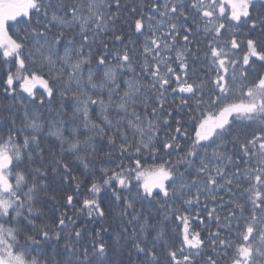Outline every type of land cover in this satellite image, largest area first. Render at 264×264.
I'll return each mask as SVG.
<instances>
[{
    "label": "snow or ice",
    "instance_id": "1",
    "mask_svg": "<svg viewBox=\"0 0 264 264\" xmlns=\"http://www.w3.org/2000/svg\"><path fill=\"white\" fill-rule=\"evenodd\" d=\"M113 4L116 12L111 10ZM121 7V0H0L2 55L23 69L21 53L28 39L33 41L28 58L34 70L23 77L9 72L4 91L15 93L12 86L20 79L19 87L36 99L39 85L47 93L39 98L43 105L57 94L46 75L61 81L64 89L59 97L71 93L78 104L74 118L82 114L83 127L90 133L81 141L78 127L66 136L53 123L48 135L59 142L57 155L42 142L40 116L30 115L25 107L22 125L0 137V264H40L30 257L35 248L20 244L21 235L26 245L39 247L43 242L55 247L60 259L52 264H164L162 255L169 264H197L201 256L206 257L204 264H217L214 257L221 253L227 257L225 264H264V72H255L257 63L264 67V40L250 36L257 29L264 35V0H153L147 11L141 6L139 13L132 7L130 12L137 17L135 32L144 37L138 51L119 34ZM9 21L28 25L20 40L9 34ZM105 35L121 47L110 51ZM201 39L206 42L203 55L197 43ZM242 44L243 54L238 56ZM209 70L214 75L212 89L206 91L207 76L199 81L191 77ZM125 76L122 89L120 78ZM169 88L177 95L187 94L181 95L179 105L187 109L194 136H189L187 121L176 119L175 127L170 125L172 111L165 107ZM105 90L107 102L102 95ZM92 92L98 93L96 98ZM189 100L194 106L188 105ZM89 105H99L102 124L90 120ZM138 109L150 110V116ZM110 110L115 111V120ZM241 124L254 128L244 140L237 130ZM94 136H107L113 145L119 138L121 155L134 159L131 167L117 165L120 170L101 168L100 180L93 175L80 214L88 221H99L98 226L90 230L87 223L74 218L75 211L73 216L60 211L55 227L45 222L38 228L35 221L42 212L37 204L51 190L50 180L75 181L74 193L65 196L66 207L75 208L81 181L63 154L69 151L82 159V145L95 153ZM182 140L190 143L184 146ZM145 154L160 162L145 169L141 164ZM84 167L88 168L86 162ZM140 188L145 197L165 201L159 205L165 221L175 218L183 224L179 247L168 242L163 222H152L129 198L133 190L140 196ZM105 190L112 192L114 200L102 206ZM221 192L228 196L226 202ZM202 196L217 202L207 211L216 221V231L207 240L190 231L188 215L165 207L177 200L188 206L199 204ZM114 203L120 205L116 228L108 223ZM225 205L227 214L221 217L217 207L223 211ZM25 226L35 234L25 232ZM108 233L111 243L105 239ZM158 243L165 253L157 251ZM205 247L210 251L204 252Z\"/></svg>",
    "mask_w": 264,
    "mask_h": 264
},
{
    "label": "trees",
    "instance_id": "2",
    "mask_svg": "<svg viewBox=\"0 0 264 264\" xmlns=\"http://www.w3.org/2000/svg\"><path fill=\"white\" fill-rule=\"evenodd\" d=\"M70 2V0H69ZM111 2V0H110ZM153 0H121V10H120V22L117 24V27L120 29L121 35L125 37L124 43L128 44L129 47L135 46V49L138 51L143 46L144 37L135 32L134 28V21L135 18L130 9L132 7L137 8L139 10L141 6H144L145 11H147V6L150 5ZM112 12H116V7L113 4ZM37 17L33 15L32 19L35 21ZM22 20V18H18ZM41 22H43V17H40ZM197 23L200 24V27H203V24L200 23V18L195 17ZM234 23V22H233ZM8 32L14 39L20 40L23 36H25V32L23 29L27 28L28 25L24 23H17L15 21L8 22ZM242 31L247 32L248 29L244 28ZM202 35V34H201ZM225 38H227L228 33H225ZM251 38H255L257 41L264 40V35L261 34L260 29L254 30L250 33ZM103 40L108 43L109 50L119 49L121 44L119 42H113V38L111 35H105ZM33 41L29 38L25 49L22 51L21 55L25 58V67L22 69L20 68L18 62H16L13 58H5L2 55L3 49H0V137H6L9 133V129L18 128L22 125L23 116L25 107L30 115L37 114L40 116L41 121L44 123V129L41 133L42 142L45 144L46 147H52L55 154L59 155V142L56 137L49 136L48 131L51 125L54 123L56 127L63 129L64 134L68 136L71 132V129L75 126L79 128L80 131V139L81 141L85 140L90 133L84 129L83 127V115L77 114L74 118V113L76 108L78 107L77 101L72 97L71 93H68L65 98L61 99L58 95L59 91L64 89V84L61 81H56L51 77L46 75V78L49 79L50 84L54 86L56 91V95L51 100L45 99L43 105H40L39 98L41 96L46 97L47 93L45 90L37 85L36 91V99H33L28 96L27 93L23 92V90L19 87L20 83L22 82L20 79H16L14 85L12 86L15 88V93H6L4 91L6 87V79L9 72L14 77H23L28 75L30 71L34 70V66L31 60L28 58V52L31 49ZM199 47L201 48V55H203V50L205 46V41L203 39L197 42ZM243 44L241 45V50H237V55L243 54ZM139 58V57H138ZM95 63V61L93 62ZM201 63H204L203 59ZM38 66V65H37ZM173 68H176L177 73L180 72V69L176 66V64L172 65ZM200 67V65H197ZM240 65H237L239 69ZM139 71V69H137ZM255 72L261 73L264 72V67H261L260 63L255 65ZM214 73L209 70L207 73L201 72L197 76H192L191 79L199 81L200 79L207 76L206 82V91H210L212 89L211 78L213 77ZM127 78L121 77V88L123 89L124 85L122 80ZM253 78V74L250 72V79ZM99 80V77H97ZM148 80L145 79L144 83L148 84ZM75 86L73 85V88ZM172 87H176V84L173 83ZM93 95L94 98L98 95V93L92 92L90 93ZM103 99L107 102V91L105 90L103 93ZM181 95L187 96V94H180L177 95L171 91V88L168 89L166 92L167 102L165 107L172 111V116L169 117V123L172 128L175 127V120L182 119V121H187L185 125L188 129L189 136H194V132L191 128V121L188 120V113L187 109L182 108L179 105ZM116 97H113L115 99ZM23 100L24 104H21L20 101ZM189 106H194V101H188ZM141 111L142 114H147L150 116V110L148 113H144L142 109H138ZM89 118L92 122L97 124H102V120L100 117V109L99 105H89ZM110 118L113 120L116 119L115 111L110 110ZM15 121V124L12 121ZM171 130V129H169ZM237 130L240 132V140H244L249 137V134L254 131V128L247 127L245 125H238ZM165 129H161V138H163ZM92 145L96 148L95 153L92 152L91 148H86L82 145L81 152L79 155L82 159H77L75 153L65 151L63 154V159L66 163L73 170V175L78 177L81 181L79 194L77 198L74 200L75 208L66 207L65 196L66 194H73L76 188L75 181H70L68 183H64L59 177H57L54 181H49L51 184V190L49 191L48 195L41 196L42 203L37 204V208L42 212V217L35 221L37 227H42L43 224L46 222L52 227H55L56 217L59 215L60 211L67 212L69 216H73V212L75 211L77 216L74 218L78 219V223H87L88 228L91 230L98 226L99 221L91 222L88 221L87 218L80 214L81 202L84 198H87L89 193L88 189L91 187V183L93 182V175L97 180H100L101 173L100 169L107 167V168H116L117 165L123 164L125 167H131L134 165V159H130L128 156H122L119 150V143L120 140L117 138L116 143L113 145L109 142L107 136H94L92 141ZM190 143V140H182L181 144L186 146ZM67 145L65 148L67 149ZM237 155L239 154L238 148L236 149ZM111 153L110 156L105 155V153ZM167 158V157H165ZM175 159V154L171 157ZM88 164V168L84 167V163ZM160 161H153L152 157L145 154L143 158H141V164L145 169L149 168L153 163H159ZM243 167V164H241ZM116 170H120L116 168ZM183 171V168H181ZM192 173H190L191 175ZM134 185L137 182H133ZM115 187V185H113ZM141 195L137 196L136 191L133 190L129 195L134 203L135 207L140 210L142 209L145 215H149V218L154 223L163 222L164 228L166 233H168V242L170 244L179 247L180 240L182 238L181 234L183 232V224L175 218L165 221L164 220V209L159 207L160 204H164L165 201L159 197L153 199L152 197H145L143 194V189H139ZM193 191L195 189L193 188ZM235 191V189H234ZM220 195L224 196L225 202L228 200V196L223 192ZM51 196H55L56 200L52 201L50 199ZM103 198L102 206H105L109 200H114L112 192L110 190H105L101 193ZM122 203V202H121ZM217 202H213L211 200H205L204 197H201L200 203L196 204L193 203L192 206H188L183 204L182 201L177 200L174 204L172 201H168L165 207L167 208L169 205L171 207L176 208L179 212H183L189 216V228L191 232H199L201 238L207 240V237L210 232L216 231V221L214 218H209L207 215V211H210L213 207L216 206ZM205 205H207V210L205 209ZM120 205L113 204L111 209V214L109 215L108 223L113 227L116 228L118 225L117 219H115L116 214L118 213ZM58 209L59 211H57ZM217 213L223 217L227 214V205L223 211L219 207H217ZM259 215V213H258ZM7 226V225H6ZM33 232L35 231L29 229L25 226V232ZM111 233L105 234V239L111 243L110 239ZM155 235L153 232L149 236V240ZM222 235L227 237V233H222ZM239 243V241H237ZM20 244L24 245L25 247L29 248L30 250L35 248V251H30V257L35 258L40 262V264H45V261H48L49 264H52L53 261L59 260L60 257L55 255L56 249L55 247H47L41 242L39 247L31 244H25V237L23 235L20 236ZM63 245H60L62 249ZM157 251L159 253H165V249L160 246L158 243ZM196 251V250H193ZM210 249L208 247L204 248V252H208ZM231 255V250H229V256ZM161 258L164 260V264H169L166 255H162ZM217 259V264H225L227 257L221 253L219 257H214ZM204 259L206 257L201 256L197 258V264H204Z\"/></svg>",
    "mask_w": 264,
    "mask_h": 264
}]
</instances>
